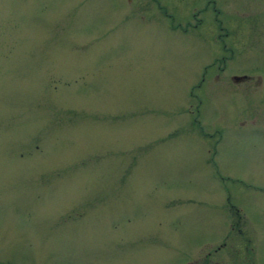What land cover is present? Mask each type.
I'll return each mask as SVG.
<instances>
[{
    "label": "rangeland",
    "instance_id": "1",
    "mask_svg": "<svg viewBox=\"0 0 264 264\" xmlns=\"http://www.w3.org/2000/svg\"><path fill=\"white\" fill-rule=\"evenodd\" d=\"M133 2L0 0V264H264L262 62Z\"/></svg>",
    "mask_w": 264,
    "mask_h": 264
},
{
    "label": "flooded vegetation",
    "instance_id": "2",
    "mask_svg": "<svg viewBox=\"0 0 264 264\" xmlns=\"http://www.w3.org/2000/svg\"><path fill=\"white\" fill-rule=\"evenodd\" d=\"M132 1L141 10L152 13L158 21L164 22L166 31L209 38L215 44H218L219 41L221 46L214 49L217 51L220 49L221 54L229 52L231 59L235 50L245 52L249 58L251 55H256V58L262 62L260 68L254 69L248 63L247 71L241 74H232L231 81L233 83L246 82L249 84L248 89L251 85L259 86V94L256 97L264 100L262 78L264 74V0ZM225 2L228 4L227 6H225ZM166 3L171 4L175 9L172 8L170 11L165 7ZM215 68L224 70L226 63L223 62ZM231 209L236 210L235 208ZM228 236L230 241L229 264H231L232 244L238 239L243 243L238 245V250L243 249L244 252L253 250V245L250 244V234L247 228L241 224L231 222ZM216 249H220V246H217ZM249 264H254V262L250 260Z\"/></svg>",
    "mask_w": 264,
    "mask_h": 264
},
{
    "label": "water",
    "instance_id": "3",
    "mask_svg": "<svg viewBox=\"0 0 264 264\" xmlns=\"http://www.w3.org/2000/svg\"><path fill=\"white\" fill-rule=\"evenodd\" d=\"M190 264H207V263H196V262H194V263H190Z\"/></svg>",
    "mask_w": 264,
    "mask_h": 264
}]
</instances>
